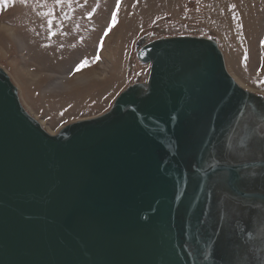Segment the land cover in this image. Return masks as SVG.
Returning <instances> with one entry per match:
<instances>
[{"label": "water", "instance_id": "water-1", "mask_svg": "<svg viewBox=\"0 0 264 264\" xmlns=\"http://www.w3.org/2000/svg\"><path fill=\"white\" fill-rule=\"evenodd\" d=\"M135 54L148 80L57 135L0 67V264H264V96L211 37Z\"/></svg>", "mask_w": 264, "mask_h": 264}, {"label": "rangeland", "instance_id": "rangeland-1", "mask_svg": "<svg viewBox=\"0 0 264 264\" xmlns=\"http://www.w3.org/2000/svg\"><path fill=\"white\" fill-rule=\"evenodd\" d=\"M178 35L216 39L237 83L264 96V0H0V67L52 135L148 80L141 39Z\"/></svg>", "mask_w": 264, "mask_h": 264}, {"label": "bare ground", "instance_id": "bare-ground-1", "mask_svg": "<svg viewBox=\"0 0 264 264\" xmlns=\"http://www.w3.org/2000/svg\"><path fill=\"white\" fill-rule=\"evenodd\" d=\"M96 70H97V71H95V74L97 75L98 73H100V71H99L100 69L97 68ZM86 74H87V73H86ZM82 75H83V74H82ZM84 75H85V74H84ZM81 77H82V76H81ZM86 77H87V76H86ZM94 77H95V76H94ZM90 78H91V77H90ZM93 79H94V78H93ZM246 91H247V90H246ZM87 119H90V118H87ZM91 119H92V118H91ZM82 120H86V119H82ZM63 128H64V127H63ZM63 128H62V129H63ZM59 132H60V131H59ZM59 132H58V133H59ZM55 135H57V134H55ZM237 203H239V202H237ZM239 204L241 205V203H239ZM243 206H244V205H243Z\"/></svg>", "mask_w": 264, "mask_h": 264}, {"label": "snow or ice", "instance_id": "snow-or-ice-1", "mask_svg": "<svg viewBox=\"0 0 264 264\" xmlns=\"http://www.w3.org/2000/svg\"><path fill=\"white\" fill-rule=\"evenodd\" d=\"M85 63H87V62H85ZM253 175H255V173H253Z\"/></svg>", "mask_w": 264, "mask_h": 264}]
</instances>
